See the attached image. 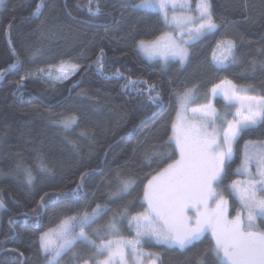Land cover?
Masks as SVG:
<instances>
[{
  "label": "trees",
  "instance_id": "16d2710c",
  "mask_svg": "<svg viewBox=\"0 0 264 264\" xmlns=\"http://www.w3.org/2000/svg\"><path fill=\"white\" fill-rule=\"evenodd\" d=\"M140 2L93 0L92 10L99 3L100 15L88 12V0H4L1 5L0 72L13 62L19 70L0 79V264H48L41 236L70 217H76L77 227L97 205L107 210L86 227L89 240L77 241L59 264H93L91 242L107 239L114 218L122 237L133 239L119 213L124 208L131 215L143 212L148 181L179 158L168 143L184 94L191 90L203 96L231 81L264 97V0H208L218 29L190 47L186 66L141 56L140 43L155 41L169 29L160 12L136 9ZM223 41L234 47L227 64L218 68L212 55ZM66 62L79 66L66 81L34 76ZM117 70L126 79H117ZM127 79L146 81L143 93L124 89ZM152 84L162 104L148 101ZM226 105L214 101L222 113ZM69 118L76 123L65 128ZM249 141H264V127L242 134L235 144L221 186L230 218L241 210L230 185L243 178L236 169ZM26 170L34 178L31 184ZM117 176L134 181L128 194H117ZM213 244L204 236L186 249L154 242L140 247L158 256L160 264H222L211 252Z\"/></svg>",
  "mask_w": 264,
  "mask_h": 264
},
{
  "label": "snow or ice",
  "instance_id": "6c2138e0",
  "mask_svg": "<svg viewBox=\"0 0 264 264\" xmlns=\"http://www.w3.org/2000/svg\"><path fill=\"white\" fill-rule=\"evenodd\" d=\"M3 3L4 0H0V5ZM88 3V12L100 15L99 3H96L95 12L92 10L93 0H88ZM210 7L208 0H198L196 8L200 19L194 21L191 16L175 15L178 8L181 11L192 10L188 0H141L135 5L136 9L159 11L165 22L176 25L177 29L192 25L197 34L210 33L216 29ZM169 10L173 12L171 20ZM39 11L40 5H37V12ZM233 47L234 45L228 42V55H232ZM168 50L169 55L179 58L181 63L188 57L187 50L175 41L168 44ZM227 58L225 56L224 60ZM224 60L219 62L218 67L225 66ZM99 67L102 71L103 65L100 64ZM78 68L79 66H73L66 69L61 65L57 69L60 75L54 79L58 81L68 79L69 74L74 75ZM18 70L19 66L13 62L6 70L0 72V79L5 72ZM114 75L117 79L124 78L118 70ZM48 76L51 77L52 74L48 73ZM27 78L29 77H21ZM145 83L147 82L127 79L123 87L128 91L142 94L144 91L142 86ZM225 83L227 86H222ZM156 88L155 84L148 85L147 99L151 104L159 105L162 104V98ZM211 92L213 97L222 95L228 102L226 107L240 105L233 119H226L227 112L220 115L211 103L192 108L191 116L177 114V122L172 124L168 146L172 147L174 142V150L178 152L179 158L174 159L148 181L143 195L147 207L143 212L131 215L129 210L124 208L119 213L121 221L127 220L129 227L134 224V239L107 240L106 243L98 245L94 241L91 242L95 249L93 255L97 258L96 264H128L127 257L139 262L142 255L140 247L142 240L168 248L186 249L194 242L200 241L208 231L214 240L211 252L222 264H264V229L260 227L264 225V142L260 143L259 147L253 145L251 151L249 144L253 142L245 143L244 159L236 171L247 172L248 180L243 184L233 181L230 185L232 194L238 198L246 212V218L240 212L229 218L228 201L219 191L227 176V169L234 159V143L242 134L257 127H264V97L259 99L241 97L231 81L217 84ZM190 102L191 90L181 98V106L186 107ZM75 123V118H69L64 121V127H70ZM253 161L255 175L250 171ZM26 176L27 182L31 184L34 179L31 172L26 170ZM83 178L81 177L82 180ZM117 180V194H128L132 190L134 181L119 176ZM2 208L4 204L0 202V209ZM106 210L107 206L101 208L97 205L91 216L85 213L80 221L78 234L75 233L76 217L64 221L61 231L64 233L65 242L59 248L51 246L47 234L41 236L40 247L48 258V264H59L62 256L72 250L76 239L88 240L84 227L90 226ZM108 229L111 234L119 235L115 218L109 223ZM101 256L104 259H99ZM84 264H88V260H85Z\"/></svg>",
  "mask_w": 264,
  "mask_h": 264
},
{
  "label": "rangeland",
  "instance_id": "374dc122",
  "mask_svg": "<svg viewBox=\"0 0 264 264\" xmlns=\"http://www.w3.org/2000/svg\"><path fill=\"white\" fill-rule=\"evenodd\" d=\"M188 3L191 5V9H192L190 12L189 11H181L178 8L175 11V15H177V16H191L194 21L199 20L200 18L198 16V12H197V8H196V5L198 2L194 3L193 0H188ZM0 7H1V5H0ZM156 12H159V11H156ZM172 15H173V12L171 10H169V20H171ZM167 26L169 29L168 32L165 33L164 35H162L161 37H159L157 40L152 41V42L140 43L138 45L137 49L140 52L141 56L145 60L150 61V62H160L162 64H167L169 62H179L182 66H186L188 61H189V58H190V47L192 45H194L195 43H197L199 40H201L203 37L214 33L218 29V26L216 25V29L210 33L205 32L203 34H197L195 32V27L192 25H189V27H186L183 29H177L176 25L171 24V23H167ZM171 41H175V43H177V44H182V46L187 50L188 57L183 63L180 62L179 58H173L171 55H169L168 44L171 43ZM228 42H230V41L220 42L218 44L216 50L214 51L213 55H212V60H213L214 65L216 67L219 66V62L221 60H224L225 56L228 57L226 60H224V65H226L230 56H231V55H228V52H227ZM61 65H63L66 69H70L71 67L75 66L69 62L61 63L57 66H53V67H50L46 70H42V72L39 71V72L35 73L34 76L38 77L40 79H43L47 82H52V83H59V82L66 81L69 78H71L73 75L69 74V78L64 79L62 81H58V80L54 79V77L60 75V73L57 71V69ZM218 68H221V67H218ZM48 73H51L52 76L49 77ZM222 86H227V85L225 83ZM211 90H212V88L203 96L197 95V93L194 91L191 92V102L186 107H182L181 101H180V104H179V107H178V110H177V113H176V116L174 119V123L177 122V114L178 113H180L181 115L191 116L192 115L191 109L198 107L199 105L211 103V105L216 109V107L214 106L215 99H222L226 104H228V102L226 100H224L222 95H217V96L213 97ZM236 91H237V94L241 97H256L257 99L261 98L259 95H257L255 93L254 89H252L250 87L236 86ZM237 108H240L239 104H237L235 107H230L227 111L226 119H228V120L233 119V117L236 114ZM216 111L220 115H225V113H222V112L218 111L217 109H216ZM225 127H226V125H225ZM262 142H264V141H262ZM262 142H253L252 144H249V151H251L253 145H255L256 147H259L260 143H262ZM172 144L174 145V142H172ZM235 144L236 143H234V145H233V154H234V150H235ZM244 152H245V146H244V151H243V156H242V162L244 159ZM241 165H242V163H241ZM250 171L252 172L253 175H255L256 169H255L254 161L250 165ZM238 173L243 177L241 180H238V182H240L241 184L245 183L248 180V173L243 172V171L238 172ZM221 189L222 188H220L219 191H221V193L223 194L224 199L227 200V198L224 194V191ZM145 204H146V202H145ZM146 206H147V204H146ZM240 206H241V204H240ZM227 209H228V216H229V211H230L229 203L227 204ZM189 213L191 214V210H189ZM240 213L246 218V212L242 209V206H241ZM229 218H230V216H229ZM123 221H127V220H123ZM62 223L58 227H56L54 230L47 233V239L50 241L51 246L54 248H59L65 242L64 233L61 231ZM75 223H76V221L74 222V224ZM117 226L119 228V235L111 234V232L108 229V231L106 233V235H108L107 239L103 243H106L107 240H114V241L119 240V239L129 240V239L122 237L121 233L123 231H122L121 225L118 223ZM86 227L87 226L84 227L85 234H86ZM130 228H132V231L134 233V238H135V226H134V224ZM79 231H80L79 225L76 227V224H75V233L78 234ZM95 231H97V230H95ZM204 236H210L211 239L213 240L210 231L205 232L203 237ZM80 240H83V239H76L74 241V244ZM143 242H145V241L142 240L141 244ZM213 242H214V240H213ZM141 253H142V255L139 258V262L134 261V259L132 257H127L128 264H160L158 256L146 253L142 249H141ZM99 259L102 260V259H104V257L101 256V257H99ZM96 260H97V258H94L93 264H96ZM88 264H91V263H88Z\"/></svg>",
  "mask_w": 264,
  "mask_h": 264
},
{
  "label": "bare ground",
  "instance_id": "6f19581e",
  "mask_svg": "<svg viewBox=\"0 0 264 264\" xmlns=\"http://www.w3.org/2000/svg\"><path fill=\"white\" fill-rule=\"evenodd\" d=\"M180 32V31H179Z\"/></svg>",
  "mask_w": 264,
  "mask_h": 264
}]
</instances>
